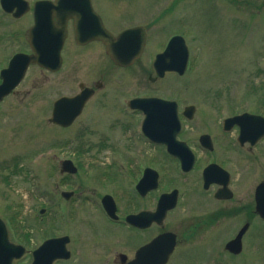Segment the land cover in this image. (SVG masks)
Wrapping results in <instances>:
<instances>
[{
  "label": "rangeland",
  "instance_id": "rangeland-1",
  "mask_svg": "<svg viewBox=\"0 0 264 264\" xmlns=\"http://www.w3.org/2000/svg\"><path fill=\"white\" fill-rule=\"evenodd\" d=\"M170 1L176 2L173 11L167 7ZM118 4L117 1H111V5H107L108 10L117 13L133 9L138 19L143 13L151 14L150 19L140 22L150 23L151 35L147 41V52L150 54L158 49L160 42L165 43L169 36L178 32L189 49V69L182 77L168 76L150 83L139 73L131 70L124 72L109 64L99 44L93 43L83 49L75 48L69 42L72 41L71 33L63 52L64 67L60 74L50 76L48 81L41 77L32 81L39 72L31 67L25 82L0 110V217H5L11 225L13 216H16V223L11 226L15 230L18 224L28 233H39L40 230H35V224L40 221L43 229L47 219L55 212L58 222L68 204L62 200L61 192H81L84 199H96L105 193L116 194V185L124 187L132 179V173L124 170L127 160L119 158L122 153L120 150L126 151L129 147L124 146L126 143L122 144L116 133L112 134L104 115L94 118L96 123L89 124L97 128L99 134H85L86 126L82 119L92 116L93 111L97 110L96 105L100 106L97 99L90 98L81 118L67 128L61 129L48 122L51 103L62 95L77 92L79 83L94 88V83L100 82L104 89L98 91V95L142 92L174 99L180 105L179 112L183 106L193 104L196 116L193 121H185L183 125V138L188 139L203 133L213 137L221 136L218 135L221 120L228 115L241 111H263L260 107L264 95V0H125L122 6ZM96 7L101 11L106 10V6ZM105 14L106 24L118 23L117 19H110L106 11ZM126 23L123 22V25ZM12 31L10 25L9 35L15 37ZM11 38L8 42V56L18 49L16 39L13 41ZM103 103L109 109L112 108L111 100ZM102 133L105 137L101 136ZM104 139L109 147L101 148ZM128 139L137 140L135 135H129ZM67 142L71 143L68 148L55 146ZM115 143L120 147L113 146ZM139 145L136 151L146 152ZM77 150L82 151L77 154ZM110 150L114 151L116 159H105ZM154 153L147 157L136 153L137 158L131 159L132 166L135 161L137 165H149L159 173L160 184L155 196L177 187L183 191L185 183L179 173L168 165L166 168V158ZM124 156L132 157L128 154ZM64 159L82 167L89 163L92 165L89 170L94 169L92 175L90 178L88 175L83 176L80 169L79 175L69 183L66 174L59 173L60 162ZM102 162L106 166L105 175L98 173L101 170L97 164L102 165ZM126 171H129L128 167ZM123 187L125 199H129L131 191ZM183 198L171 214L172 221L187 215V209H192L188 215L196 217H204L209 213L208 206L187 202L185 194ZM53 204H56V208L52 209L50 206ZM82 208L83 204L77 208L78 213L73 221L79 220L78 214ZM41 209L44 213L39 215ZM85 218L86 215L79 221ZM63 221L59 226L56 225L59 230ZM69 224L64 231L74 234L72 231L75 229ZM206 226H198L194 231L188 230L184 236L180 234L182 244L170 264H217L215 260L220 239L215 233L205 232ZM76 228L78 230L75 233H78L81 227ZM42 229L40 234L44 235ZM246 257L253 259V256L245 253L230 259L229 263L247 264L245 261L249 259Z\"/></svg>",
  "mask_w": 264,
  "mask_h": 264
},
{
  "label": "flooded vegetation",
  "instance_id": "flooded-vegetation-1",
  "mask_svg": "<svg viewBox=\"0 0 264 264\" xmlns=\"http://www.w3.org/2000/svg\"><path fill=\"white\" fill-rule=\"evenodd\" d=\"M35 1H28L29 8L24 12V6L19 0H3V2L0 0V71L7 66L9 60V56L7 55L8 42L9 38L13 37L9 35L10 25L12 26V32L15 33V37L11 38V40L14 41L16 39V48H18L13 54L28 53L26 29L32 22V7L30 6H32ZM90 1L92 9L98 14L103 25L109 31L119 32L123 29L143 26L145 27L147 37L149 33L148 24L150 23L140 22L150 19L151 14L143 13L138 19L135 17V10L133 11V9L121 10L117 13L108 10L107 5H111V1H117V3H120L117 6H122L121 3H125V0ZM95 3L98 6H106L105 11L108 13L110 19H117L118 23L116 25L111 23L106 24L104 22L106 15L105 11L99 10L96 7L97 5L95 6ZM127 12L131 13V15L127 16ZM125 21L128 23L123 25ZM66 28L67 37L61 51L62 62L60 69L52 73L34 66V69L39 73L36 77H33L32 81L40 77L48 81L49 76L54 77L63 70V52L67 40L70 37V33L72 34L73 32L72 19L67 21ZM72 41L70 40L69 42L72 43ZM74 45L75 48L83 49L87 47L88 44L79 46L75 43ZM155 53L150 54L146 52V48L144 47L141 56L132 65L126 68L119 67L118 69L124 70V72L128 70H131V72L134 71V73H139L140 76L147 78V81L153 83L155 80H158L154 76V70L150 60V57L152 55L154 56ZM166 76H168V73H165L161 79ZM25 80L26 78L22 82L24 83ZM133 80H135V78ZM98 83V81L94 83V86ZM77 86L78 88L81 87V89L85 87L83 83H79ZM103 89V86L97 87V90L93 92L91 98L94 97V100L97 99L100 106L98 104L96 105L97 110L93 111L92 116H89L86 122L87 124L92 123L91 121L94 117L104 115L106 117V124H109V128L112 127L116 129L112 134L116 133L115 135L117 138L122 139V144L126 143L124 146L128 145L129 148L126 151L120 150L122 153L119 157L129 162V171H126L127 167L124 170L127 173H132L133 176H131V180L129 179L130 181L128 184L122 187L130 190L132 196L129 197V199H125L124 191L119 184L115 186L116 194H114V192L108 193L112 196L115 207L113 217L106 215L102 203L100 202V197L96 200L84 201V203H88V205L93 208L86 213L87 218L77 223L82 231L74 234H54L48 237H67V242H65L66 244L64 243L67 253L64 252V247L60 251L53 250L50 255V257L53 258L52 264H130L134 260L139 249L146 246L153 238L163 232H169L174 235L175 247L172 253L173 255L179 245L182 244L180 234L184 236L188 230L194 231L201 225H208L209 228L206 230H211L210 232L213 231L222 241V243H219L220 248H218V252H216L217 259L215 261L217 264H230L228 262L229 259L239 257L245 253L254 256L252 262L247 264H264V186L261 187L260 193L258 194V208L254 200L255 189L258 185L264 184V137L254 145L238 143L236 142L238 128L232 125L225 133L222 130H218L221 136L213 137L207 134L208 140L211 142V148L208 149L200 144V135L192 137L191 139L183 138L184 122H191L196 116L195 107L192 118L190 120H185L182 112L185 106H183L181 111H178L180 127L176 135V140L183 143L187 150L190 151L194 157V164L189 172H182L179 169V175L182 177L185 187L183 191L178 188V198L182 201L184 199L183 195L185 194L187 202L193 201V204L196 202L204 204L208 206L209 213L206 217H193L188 215L190 214L189 211L185 219L183 216L178 220L172 221L170 218L174 211L172 210L167 212L161 225L151 223L143 227H141V225L138 227L135 224L128 223L127 218L140 212H152L154 208L153 198L156 195L154 191H157V189L154 191L148 190L143 195L135 190L137 180H139L143 170L147 168V166L142 165L141 167V165H137L134 161L133 167L131 159L135 160L137 158L136 153H141V155H145L146 157L149 154L153 155L152 150L156 148L158 149L157 155L164 156L166 158V163H168L171 157L166 153L164 146L150 143L143 135L136 138L137 140L128 139V131L138 123L140 111L130 109L127 105V101L133 98H148L156 95L142 92L131 95L123 92L119 94L112 93L113 95L111 96L109 93L98 95L97 92ZM108 90L109 89H107V91ZM77 93L78 92H74L66 96H74ZM13 94L14 92H12L10 96H13ZM121 98H124L123 101L125 100L126 105L118 104ZM109 100L112 101L111 109L103 103V101ZM86 106L87 103L83 107L82 112H84ZM262 107H264L263 101ZM179 109L180 105L178 104V110ZM237 115L239 114L236 113L230 117ZM117 143L120 142L118 141ZM137 143H139L141 148L146 150V152L136 151ZM183 152L182 150V153ZM108 154H112V152H108ZM125 154L131 155L132 157L124 156ZM182 155L185 156V154ZM176 164L178 167L177 161L169 163L168 165L176 166ZM208 168L209 170L206 172V176L209 180L205 182L203 173ZM189 179L190 181L186 182ZM108 185L111 186L110 184ZM168 192L169 191H164L161 192V194H168ZM119 193L122 195L120 196ZM191 197L196 198V200H191ZM198 199L204 201H197ZM2 220L7 224V220ZM240 230L242 231L240 238V253L233 255L225 249V244L229 240H232ZM15 238H17V241H15ZM41 241V234L34 232L15 233L13 227H10L8 242L12 245L21 246L24 251L17 259L12 260L11 264H28L31 252ZM167 264H169V262Z\"/></svg>",
  "mask_w": 264,
  "mask_h": 264
},
{
  "label": "water",
  "instance_id": "water-1",
  "mask_svg": "<svg viewBox=\"0 0 264 264\" xmlns=\"http://www.w3.org/2000/svg\"><path fill=\"white\" fill-rule=\"evenodd\" d=\"M52 17H55L56 23L52 22ZM69 17H73L75 20L76 40L78 42L102 41L105 45L106 53L119 65L129 64L141 50L143 33L139 28L126 30L114 38L96 21L90 8L89 0H55L53 3L48 1L38 2L34 6V25L29 30V44L32 54L15 56L9 68L2 73L0 101L20 82L29 64H37L51 71L57 69L59 65V50L65 35V20ZM183 48L182 40H180V43L175 42L174 45L168 47L160 55L157 67L168 71L176 70L177 62L180 59L179 53ZM176 49H178V52L175 51ZM172 58H174L173 64H171ZM167 60L169 62H166ZM85 100L86 97H76L57 102L50 121L63 127L67 126L79 113ZM162 104L165 105L163 106ZM162 104L161 102H156V104L154 103L146 107V111L148 112V119L145 125V129H147L145 131L146 135L151 141L166 145L168 153L178 157L182 163V168L188 170L192 163V157L186 152L187 157H181L178 154V148L181 143L175 141V134L179 126L175 116L174 104H168L167 108H165L166 103ZM166 110L168 111L167 113L165 112ZM242 119L247 120V123L244 125V131H250V134L254 138H257L258 134L263 133L262 124L258 121L257 117L245 114ZM203 138H206V136H203ZM64 166L70 167V169H66ZM63 167L68 172H74L69 162H65ZM156 179L157 175L155 172L150 170L145 171L140 182V190L143 192L145 190L144 186L149 183L152 188H155ZM172 195L174 193L160 199L157 211L153 214L154 218L158 219V215L170 207L166 205L172 199ZM165 241L164 238L160 237L153 244V252L155 253L156 251V256H158L157 258L160 263L166 261L170 252V250L164 248ZM235 247V244L232 245V248Z\"/></svg>",
  "mask_w": 264,
  "mask_h": 264
}]
</instances>
